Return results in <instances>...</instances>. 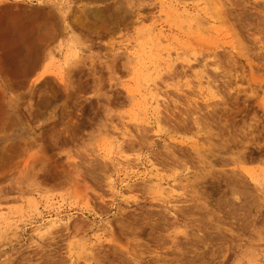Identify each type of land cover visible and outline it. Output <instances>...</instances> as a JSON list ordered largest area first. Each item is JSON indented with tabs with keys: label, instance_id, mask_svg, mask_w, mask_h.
<instances>
[{
	"label": "rangeland",
	"instance_id": "1",
	"mask_svg": "<svg viewBox=\"0 0 264 264\" xmlns=\"http://www.w3.org/2000/svg\"><path fill=\"white\" fill-rule=\"evenodd\" d=\"M43 23L0 264H264V0H0V44Z\"/></svg>",
	"mask_w": 264,
	"mask_h": 264
},
{
	"label": "bare ground",
	"instance_id": "2",
	"mask_svg": "<svg viewBox=\"0 0 264 264\" xmlns=\"http://www.w3.org/2000/svg\"><path fill=\"white\" fill-rule=\"evenodd\" d=\"M172 3V1H171ZM164 4V2L162 3ZM169 5V4H168ZM164 6V5H163ZM167 6V5H166ZM171 6V5H169ZM178 6V5H177ZM188 7V6H187ZM169 8V7H168ZM167 9V8H166ZM187 9V8H186ZM190 9V8H189ZM170 10H172L170 8ZM169 10V11H170ZM173 11V10H172ZM171 11V12H172ZM182 11V10H181ZM188 11V10H187ZM179 12V11H178ZM182 13V12H181ZM185 13V12H184ZM169 14V13H168ZM174 15V14H173ZM179 15V14H178ZM184 16V14H182ZM34 16V15H33ZM32 16V17H33ZM176 16V15H175ZM186 16V15H185ZM35 17V16H34ZM181 17V16H180ZM187 18V17H186ZM185 18V19H186ZM32 19V18H31ZM46 20V19H45ZM177 20V19H176ZM181 20V19H180ZM179 20V21H180ZM190 20V19H189ZM30 21V20H29ZM178 21V20H177ZM31 26V25H30ZM33 26V25H32ZM31 26V27H32ZM151 28V27H150ZM184 28V27H183ZM146 30V29H145ZM36 35L34 38L29 39L25 37H19L21 36L20 33L18 34V38L15 40H9L8 43L6 41H2L3 43L0 44L2 50H1V57H0V70L4 72V75L6 77L4 79V85L0 84V132L4 130L5 127L11 126V113L9 111V108L7 104L4 102V97L6 94V91L12 90L14 87H16L17 83L19 82L20 77L28 76L32 69L36 68V59L37 52L39 49L40 52V45L44 42L45 38L49 37L52 34L51 29L49 26L45 23L39 25L36 30ZM149 31V30H148ZM27 32V31H25ZM147 32V31H146ZM153 32V31H151ZM157 32V31H156ZM149 32L147 33V35ZM151 34V33H150ZM143 35V34H142ZM154 36V35H153ZM15 37V36H14ZM28 37V36H26ZM143 37V36H142ZM147 37V36H146ZM151 37V36H150ZM155 37L158 39V44L162 43L163 36L161 33H158L155 35ZM145 38V37H144ZM152 38V37H151ZM13 39V37L11 38ZM149 39V38H148ZM155 39V38H154ZM146 41V39H145ZM152 41V40H151ZM147 42V41H146ZM156 42V41H155ZM7 45V48H6ZM43 46V44H42ZM158 46V45H157ZM77 55V54H76ZM75 55V56H76ZM39 59V58H38ZM38 62V61H37ZM212 84V83H211ZM153 86V84H152ZM10 87V88H9ZM8 88V89H7ZM140 94L143 92L145 93H154L155 86L151 87L150 84H147V86L142 91L139 90ZM10 99V98H9ZM156 100V99H155ZM158 104V101L156 100V106ZM9 105V102H8ZM12 112V111H11ZM16 123V122H15ZM15 126V125H14ZM7 127V128H8ZM1 140V139H0ZM2 143V142H1ZM159 187V186H158ZM163 188V187H162ZM169 189V188H168ZM167 189V190H168ZM162 192V191H161ZM176 220V219H175ZM53 223V222H52ZM124 227V226H123ZM122 228V227H121ZM120 228V229H121ZM125 228V227H124ZM119 230V229H118ZM153 230V229H152ZM121 231V230H120ZM123 232V231H122ZM121 233V232H120ZM185 233V232H184Z\"/></svg>",
	"mask_w": 264,
	"mask_h": 264
}]
</instances>
